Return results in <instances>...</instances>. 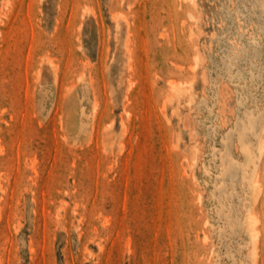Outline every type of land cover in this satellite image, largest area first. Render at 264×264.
Instances as JSON below:
<instances>
[{
    "label": "rangeland",
    "instance_id": "rangeland-1",
    "mask_svg": "<svg viewBox=\"0 0 264 264\" xmlns=\"http://www.w3.org/2000/svg\"><path fill=\"white\" fill-rule=\"evenodd\" d=\"M0 264H264V0H0Z\"/></svg>",
    "mask_w": 264,
    "mask_h": 264
},
{
    "label": "bare ground",
    "instance_id": "bare-ground-1",
    "mask_svg": "<svg viewBox=\"0 0 264 264\" xmlns=\"http://www.w3.org/2000/svg\"><path fill=\"white\" fill-rule=\"evenodd\" d=\"M191 1V0H190ZM115 62V61H114ZM195 65V64H194ZM120 73V72H119ZM169 80V79H168ZM129 82V81H128ZM172 83H173V80H172ZM175 83V82H174ZM173 83V84H174ZM176 83H177V81H176ZM175 85V84H174ZM179 85H180V83H179ZM179 85H178V87H179ZM211 86V85H210ZM127 88H128V86H127ZM126 88V89H127ZM181 88H182V86H181ZM183 89V88H182ZM185 90H186V88H185ZM177 91H178V93L180 94V93H182V92H179V89H177ZM181 91V90H180ZM166 93V92H165ZM169 93H170V90H169ZM174 94L175 93H173L172 92V96H174ZM178 95H176V96H174V98H178L177 97ZM170 98V97H169ZM180 99V98H179ZM173 100H175V99H173ZM177 101V100H176ZM77 111V110H76ZM73 112H74V110H73ZM72 112V113H73ZM71 113V112H70ZM69 115V114H68ZM72 117V116H71ZM70 117V118H71ZM237 122V121H236ZM235 124V123H234ZM241 130V129H240ZM241 150V149H240ZM244 154L246 155V158H248V156H249V154L247 153V148L245 147L244 148ZM240 161V160H239ZM247 164L248 165H250V162H249V160H247ZM240 176V175H239ZM241 177V176H240ZM241 179V178H240ZM253 190H254V186H253ZM252 190V191H253ZM255 197V196H254ZM256 222H257V220L254 218V217H248L247 218V224H248V230H249V234H250V238L251 239H253V240H255L256 239V237H257V231L254 229V226H255V224H256ZM232 238V237H231Z\"/></svg>",
    "mask_w": 264,
    "mask_h": 264
}]
</instances>
